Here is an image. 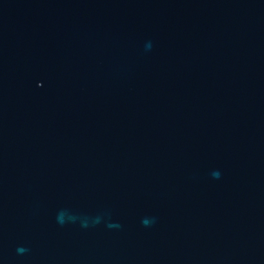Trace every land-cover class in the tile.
Here are the masks:
<instances>
[{"label": "water", "instance_id": "95a60500", "mask_svg": "<svg viewBox=\"0 0 264 264\" xmlns=\"http://www.w3.org/2000/svg\"><path fill=\"white\" fill-rule=\"evenodd\" d=\"M0 264H264V0H0Z\"/></svg>", "mask_w": 264, "mask_h": 264}]
</instances>
